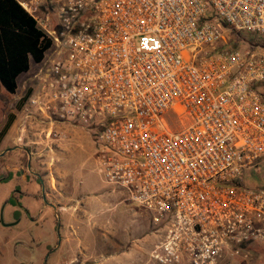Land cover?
Instances as JSON below:
<instances>
[{"label": "built area", "instance_id": "built-area-1", "mask_svg": "<svg viewBox=\"0 0 264 264\" xmlns=\"http://www.w3.org/2000/svg\"><path fill=\"white\" fill-rule=\"evenodd\" d=\"M48 41L19 135L91 130L105 182L151 211L157 264H231L264 248V0H13ZM185 118L169 128L164 116Z\"/></svg>", "mask_w": 264, "mask_h": 264}, {"label": "rangeland", "instance_id": "rangeland-1", "mask_svg": "<svg viewBox=\"0 0 264 264\" xmlns=\"http://www.w3.org/2000/svg\"><path fill=\"white\" fill-rule=\"evenodd\" d=\"M223 43L236 48L251 47L264 53V37L245 31L235 32L224 29ZM36 64L30 61L28 70L17 77V87L13 94L7 93L0 85V131L10 116L12 121L8 128L18 121L22 105L21 97L27 84L26 76L35 69ZM164 118L171 129L179 128L187 122L185 118H178L170 113ZM52 130L60 138L59 142L39 139L31 146L29 139L24 135L18 139L19 132L16 135L12 128L5 139L0 136V152L9 153L10 148H15L14 145L26 149L32 148L38 152L34 155V164L36 166L40 164L39 169L45 174L44 183L47 191L49 193L53 191L55 194L58 185H62L65 181L71 200L78 198L81 202L76 205L75 202L69 204L75 205L73 215L88 219L83 218L81 224L73 223L76 224L78 233L82 237L77 239L71 236V243L62 248V261L52 260L58 255L47 252V249L53 245L51 220L50 217L44 220V211L37 213L45 201L42 198L21 197L19 203L26 206L30 213L34 212V219H29L27 214L20 212L19 216L12 220V212L19 209L15 205L11 207V204L5 203V198L11 191V183L0 181V264H89L97 257H99L98 264H113L106 261L109 259L106 256L115 249V243L120 241L127 242L134 248L139 247L141 251L139 260H133V264H157L149 257L151 246L158 235L151 222V211L131 200L126 188L104 181L98 163V147L94 143L91 130L79 124H64ZM17 151L15 149L9 158H0V175H14L15 172L10 168L20 165ZM56 158H60L59 162L62 164L60 167L56 165L58 163ZM5 165L7 168L4 167ZM54 185H57V188H53ZM61 189L64 194L67 192L66 188ZM48 213L46 211L47 215ZM8 223L12 224L7 225ZM74 244L76 249H79L78 254L73 250ZM256 247L258 246L251 247L249 261L254 264H264L262 252L253 250ZM80 248L87 250L85 256L81 255ZM258 248L264 252L263 247ZM74 256L78 260L68 262ZM84 259L86 260L83 262ZM231 264H245V262L234 259Z\"/></svg>", "mask_w": 264, "mask_h": 264}, {"label": "crops", "instance_id": "crops-1", "mask_svg": "<svg viewBox=\"0 0 264 264\" xmlns=\"http://www.w3.org/2000/svg\"><path fill=\"white\" fill-rule=\"evenodd\" d=\"M20 75V74H19ZM18 75V76H19ZM17 76V77H18ZM16 83H17V78H16ZM18 121H15L14 124L12 123L11 126L5 131V133L3 134L2 139H5V137L7 136V134L9 133L10 129H14L16 132V135L18 133L19 127H18ZM17 127V130H16ZM19 134V133H18ZM17 139V138H16ZM39 139H46V141H55V142H59V137L58 136H51V137H44V136H35L32 138H29V144H31V146L33 144H35L37 141H39ZM43 140V141H44ZM15 148H10L9 153L8 152H0V158H9L11 157L10 155H13L12 152L16 149L18 150V157H26V160H29V172L32 173H37V174H41L42 175V184L40 186L41 189V197L47 201H49V203L53 206V208L55 209V211L58 212V217H59V222H60V227L58 230V235L60 236L59 239V243L56 246V248L54 249L53 253H56L58 256L53 258L52 260L57 261V262H61L62 261V248L65 247V245L71 243V236L74 238H80L82 237L80 233H78V230L76 228V224H81V220H88L86 219L84 216L81 217H77L76 215H73L74 213V207L76 204H81V202L78 200V198H73L71 200L69 191H68V185L65 183V181H63L62 185H58V189H55V194L53 193V191H51L50 193L47 191V189L45 188V183H44V178H45V174L41 173L43 172L42 169H39L40 164H38L37 166L34 164V155L38 152H36L35 150H33L32 148L30 149H26L25 147H16L17 145H14ZM58 155L60 156V152L58 153ZM15 156V155H14ZM58 161V163L56 164L57 167H60L62 164L60 161V158H56ZM4 167L7 168V166L5 165ZM18 168V167H17ZM13 170L14 167L10 168V170ZM20 169V168H19ZM4 172V171H3ZM63 176V175H62ZM61 179V177H60ZM66 180V178H65ZM3 182H7V183H11V188L15 185L18 184L20 185V189L21 191L24 193L21 197H27V194H34L36 193V190H32L31 185H24V172L20 173V176L18 178H15L13 175H11L6 181ZM57 188V185H54L53 188ZM10 188V189H11ZM61 188H66L67 192H62ZM60 191V192H59ZM62 193V194H61ZM66 193H68L66 195ZM26 194V195H25ZM71 202H75V205L70 206L69 203ZM76 210V209H75ZM76 223V224H73ZM138 248V249H137ZM137 248L131 247L127 242H117L115 243V249L111 250L110 252H108L106 258L107 262L113 263V264H133L134 262H132L133 260H139L141 251L139 250V247L137 246ZM73 250H77L75 244L73 245ZM80 253H82V256H85L87 254V250H84L82 248H80ZM79 252V251H78ZM78 254V253H77ZM89 255V254H88ZM77 256V255H76ZM74 256L72 259L68 260V262H75L77 261V257ZM90 256V255H89ZM79 257V256H78ZM93 259V256H91ZM59 260H56L58 259ZM87 258V257H86ZM99 257H97L96 259L94 258L91 263L89 264H98L97 261ZM86 259L82 260L83 262ZM81 262V260H79ZM86 264V263H85Z\"/></svg>", "mask_w": 264, "mask_h": 264}, {"label": "trees", "instance_id": "trees-1", "mask_svg": "<svg viewBox=\"0 0 264 264\" xmlns=\"http://www.w3.org/2000/svg\"><path fill=\"white\" fill-rule=\"evenodd\" d=\"M47 46L48 41L31 17L13 0H0V85L7 93L15 92L17 76L28 70L30 61L39 62ZM27 94L28 90L24 91L21 103ZM11 121L12 116L5 121L0 136H3ZM8 178L9 174L0 175V181ZM258 247L253 250L264 255Z\"/></svg>", "mask_w": 264, "mask_h": 264}, {"label": "flooded vegetation", "instance_id": "flooded-vegetation-1", "mask_svg": "<svg viewBox=\"0 0 264 264\" xmlns=\"http://www.w3.org/2000/svg\"><path fill=\"white\" fill-rule=\"evenodd\" d=\"M18 159H19L18 162L20 163V165L14 167L13 171L15 173L13 176L15 178H18L20 176V173L24 172V183H25L24 185H31V187L36 190V193L27 194V195L34 198V199L42 198L41 197L42 193H41V189H40V186L42 184V175L37 174V173L34 174V173L28 171L29 160H26V157L21 156ZM0 172H1V169H0ZM9 177H10V175H9ZM10 190L11 191H10L9 195L5 198V203L11 204V207H14V205H15L19 209V211H13L12 212V218L11 219L12 220L16 219L17 216H19L20 212L27 214L29 219H34V216H33L34 212L30 213L26 206H23L22 204L19 203L21 196L24 194L20 189V185L16 186V184H15ZM8 199H10L11 201H9ZM44 201H45L44 204L40 207V209L37 211V213L39 214V213L44 211V215H43L44 220H46L49 217L51 220V226H52L51 233L53 234V236H52L53 245L47 249V252L49 254L50 252L54 251V249L56 248V246L59 243L60 236L58 235V230L60 227V222H59L58 212L55 211V209L49 203V201H47L46 199ZM46 211L49 212L48 215L46 214ZM15 212H17V213L14 214ZM12 222L14 223V221H12Z\"/></svg>", "mask_w": 264, "mask_h": 264}, {"label": "water", "instance_id": "water-1", "mask_svg": "<svg viewBox=\"0 0 264 264\" xmlns=\"http://www.w3.org/2000/svg\"><path fill=\"white\" fill-rule=\"evenodd\" d=\"M10 224H12V223H8L7 225H10Z\"/></svg>", "mask_w": 264, "mask_h": 264}]
</instances>
